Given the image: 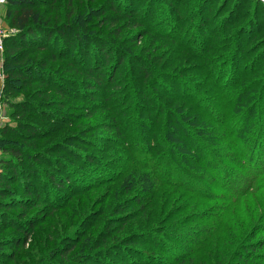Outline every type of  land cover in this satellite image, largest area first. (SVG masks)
Wrapping results in <instances>:
<instances>
[{
  "label": "rangeland",
  "instance_id": "1",
  "mask_svg": "<svg viewBox=\"0 0 264 264\" xmlns=\"http://www.w3.org/2000/svg\"><path fill=\"white\" fill-rule=\"evenodd\" d=\"M72 1L76 5L78 1L80 2V0ZM127 1L131 0H85L87 9L93 16L89 21H93V26L100 27L89 31L100 34V37L108 41L112 40L109 36L111 31H119L121 37L125 38L124 41H129L127 45L132 48L134 57L140 59V62L147 63L146 68L150 71V76L143 81L142 74H136L139 65L126 60L119 68H115L116 64H113L114 66H107L102 70L105 76L102 79L103 82L101 81L102 87L100 86V88L92 87L94 84L90 86L88 83H84L85 77L73 72H66L65 75L69 76L71 80L73 79L70 77L76 79L78 84L72 87L65 85L67 87L66 95L53 93V85L47 87L50 93L47 99L50 106L40 108L41 114L50 117L51 120L45 119L44 116L41 117V120H37L34 116L26 121L27 126H33L43 132L48 126L53 125V120L57 121V123L55 122L57 126H61L59 123L62 122L67 123V127H61L71 133L66 134L70 135L69 139L75 140L68 139L66 141L65 153L61 149L55 153V148L52 147L50 156L63 155L71 159L73 165L79 168V174H75L77 189L82 187L89 191H82V195L75 198L64 193L61 198L58 196L52 202L51 198H48V202L42 199L39 208L32 210L22 222L26 224L25 221L27 219L32 220L33 215H40L44 219L42 224L36 226L27 242L23 239L16 242L15 230H6L1 239L7 237L10 243L16 244L4 248L5 250L10 249L11 255L15 259V261L6 262V264H15V262L16 264H45L55 260L53 262L55 264H81L84 255L92 253L89 246L86 248L84 246L87 245L88 241L101 240L98 232L103 227L104 222L110 220L107 225H109L108 228H111L117 226L115 222L112 224L117 215L141 217V213L138 211L141 210L140 204L142 202L139 200H152L153 194H150L148 189L153 184L156 185L157 189H165L161 191H168L165 199H162L163 201L166 200L168 206L166 204L163 206L159 202L157 205L163 206L160 212L157 211L156 215H152V213L149 215L150 220L167 217L169 215L168 208L169 206L172 207L170 220L165 224H159L154 233L162 244L170 241L171 246H173L171 250L174 249L180 255L185 254V250L182 249L183 245L189 246L185 239L189 237L188 239H191L189 247L194 246L192 239L196 233L204 231L201 237L204 243H201L197 248L195 247L193 253H196L197 249H201V254L207 256L205 254L209 251L210 245L214 244L216 238L222 239L217 245L211 247V254L212 251L218 253L220 244L229 240L230 236L236 233L240 236L237 237V242L244 246V249L241 250L242 253L248 255L251 251L253 255L260 253L264 256V250L255 251L250 248L252 247L250 244L256 238H264V231L262 230L264 226V202L261 200L259 192L253 196L235 197L222 192L224 190H212V187L207 191L203 190V194L209 191L206 195H202L203 197L191 198L178 187H168L172 185L170 181L172 183L175 181L172 173L169 177V183L165 178L160 179L166 185L161 184L159 178L156 177L158 168L164 172L167 168L174 167L176 161H178L179 166L177 164L175 166L182 168L181 171L191 170L199 175L203 173V170L196 166L202 162L201 158L205 156L214 158L217 155L214 159L220 160L224 154L230 153L231 155L232 151L228 150L227 147L229 144H233L232 136H229L227 132L221 133L219 123H222L223 120L220 119V115L225 114L234 117L231 122L232 124L235 123L236 127L246 122L241 119V115L239 116L241 113H247L250 117L248 123L258 121L264 123V84L260 88L254 83L257 77L255 73L257 72L260 76L264 73V10H257L255 13V10L250 8L249 2H245L244 6H248L250 9H242L241 13L245 14L243 19L237 24L230 22L231 24L227 29L228 23L220 20L218 9L215 10V1H219L220 5L223 0H198L201 10H197L198 5L191 6L186 8L180 17L178 13L177 17L175 13L168 15L172 19L171 21H167L168 18L164 14H160L162 9L151 13V22L147 28L144 19L140 20L139 24L137 23L138 26L135 27V24L131 23L132 21L126 20L122 11L119 12L124 8L123 3ZM163 1L167 7L166 0ZM212 1H214L213 5ZM224 3L227 10L232 8L233 0H224ZM203 9L205 11L201 12ZM4 17L5 7L3 5L0 6V27L8 32L10 29L5 23ZM244 20L246 23L249 21V31L246 34L243 33L235 44L231 43L227 53L220 51L214 54L221 60H208L211 62L207 64L203 62V59H199L203 55L213 53H210L211 50H209L213 45L204 46L203 43L202 45L197 42V36L201 32L200 26L204 24L209 28L221 29L225 24L226 32H223V35L224 37H231V40L236 26L241 25ZM88 24L91 25L90 22ZM130 24L132 27H129ZM167 24H169L168 29L166 28ZM210 31L208 28L205 30L207 34H210ZM163 37L168 40H164ZM247 37L249 38L248 41L246 40ZM0 58L4 63V54ZM187 59L189 64H196L202 70L196 75L191 74L194 76L190 77L180 74L187 64ZM176 67L177 70H175ZM169 70L174 76L171 77L172 81H169L165 88L173 91V94L168 92L167 95L161 88L162 81L158 82L161 91L158 90L157 83L153 85V81L157 78L164 79L167 77L166 72ZM186 71L184 70V74L188 73ZM62 75L64 76V72H56L53 76L61 77ZM95 78L96 76L91 80H95ZM94 82L96 83V81ZM109 82L112 83L111 86L108 85ZM2 83L3 77L2 82H0V92ZM242 86H244V90L251 89L249 90V94L252 95L251 99L245 104L239 101ZM34 87L41 88L43 86L36 84ZM86 89H92V92L82 95L80 91ZM96 90L99 92L98 95L102 93V96L91 100L89 97ZM181 90L185 91L181 92ZM189 92L196 93L198 96L192 98L190 95L187 97ZM171 95L180 96L184 100L175 102L178 109L169 110L170 105L166 104V112H160L168 99L167 96ZM9 100L14 103L17 98L9 97ZM10 113L8 103L3 102L0 130L5 126L13 128L17 126L15 120L10 117ZM112 123L113 128L111 129ZM151 130H154L160 138H164V144L169 146L168 156L166 155V159L161 163L155 157L150 141V136L153 135ZM23 132L25 133V131ZM117 132L122 133V136L118 137ZM222 135L225 137L224 140H222ZM6 136L4 135L0 139ZM129 140L136 143L135 150L130 148ZM189 142L193 145L191 146ZM117 143L122 146H117ZM93 144L102 146L98 149L100 152H96L92 148ZM194 150H199L198 153L196 152L199 156H191V152ZM66 152H68L67 155ZM130 154H132L131 159ZM89 155L95 160L90 161ZM228 165L227 163L223 164L224 170L236 169V167ZM37 182V186L42 185L41 178ZM8 187L10 190L19 189L18 191H20L18 184ZM43 195L45 197L46 192ZM222 200L228 202L226 210L222 208V205H225ZM50 202L53 207L59 210L50 213L53 211V208L48 209ZM63 206L64 208L60 209ZM218 207L220 210L217 209ZM228 208L230 209L229 213H227ZM43 211L46 213L45 216L42 215ZM9 213L17 216L20 211ZM219 216H222L223 219L226 218L223 223L221 220H216ZM249 217L253 220L247 225ZM260 219L262 221L258 223ZM216 221H219V224L218 222L215 224ZM228 221L233 225L230 232L225 230ZM256 222L257 224H254ZM243 224L246 226L248 236L245 232L241 234L242 231L238 232L239 229L236 228V226L239 227ZM132 230H136V228L134 227ZM207 233L213 237L209 238ZM90 234L92 237L89 236ZM71 240L78 241H76L75 248L68 255H63L67 249L66 244L72 243ZM140 249L147 255L148 253L152 255V257L147 256L146 262L149 264L156 262H158L157 264H171V258L161 252H154L144 246ZM53 250L56 251L55 258L50 253ZM140 258L138 256L136 259L139 261ZM84 264L96 263L88 258Z\"/></svg>",
  "mask_w": 264,
  "mask_h": 264
},
{
  "label": "trees",
  "instance_id": "2",
  "mask_svg": "<svg viewBox=\"0 0 264 264\" xmlns=\"http://www.w3.org/2000/svg\"><path fill=\"white\" fill-rule=\"evenodd\" d=\"M166 2L168 3L167 7L163 0H131L124 2L123 6L125 9L123 8L119 12L122 11V13L125 14L126 20L132 21L131 23L135 24V27L138 26L140 20L144 19L145 25L149 28L151 22L150 14L157 12L159 9L163 10L160 14H164L165 17L168 18L167 21L172 20L168 15L175 13L177 17L178 13L180 17L181 14H183L182 12H185V9L191 6L194 7L198 5L197 10H201L198 0H166ZM215 2V10L218 9V15L221 17L220 20H224L228 23L227 29L231 24L230 22L237 24L245 16V14L241 13L242 9H248V6H244L245 2H249L250 8L253 11L255 10V13L257 10H264V5L254 0H233L231 5L232 8H228L227 10L225 9L226 4L224 0L220 5L219 1ZM213 4L214 1H212V5ZM4 7V20L12 32L5 40L4 44V63L2 65L3 83L0 92V100L2 104L3 102L8 103L11 110L10 117L15 120L17 126L15 127L16 129L5 126L0 130V138L7 135L0 139V150L2 153L0 156V264L15 261L14 256L11 255L10 249L5 250L4 248L16 244L13 242L10 243L7 237L1 239L6 230H15L16 242H19L20 239H23V241L26 240L27 242L36 226L43 223L44 219H42L40 215H33L31 217L32 220L27 219L25 221L27 222L26 224L22 223L24 222V218H27L32 210L39 208L42 199L48 202V198H51L52 202L53 199L58 198V196L61 198L64 193H68L72 198H75L82 195V191H89L86 190L87 188L82 187L77 189V177L75 174H79V168L73 165L71 159L63 155H56L55 157L50 156L52 147L55 148V153L58 149H61L65 153L64 146L66 141L70 138V135L66 134L71 133L65 131L66 129H63L61 126L67 127V123L62 122L59 123L61 126H57V121L53 120V125L48 126L43 132L35 129L33 126H27V120L34 116L37 120H41V117L44 116L41 114L40 107L50 106V102L47 100L50 96L47 87L53 85V93L66 95L67 87H65V85L72 87L78 84L76 79L70 77L73 79L71 80L69 76L65 75L66 72H73L76 75L84 76V83H88L90 86L94 84L92 87L100 88L103 82L102 79L105 76L102 70L107 66H114L113 64H116L115 68H119L126 60L130 63L139 65L136 74H142L143 81L150 76V71L146 68L147 63L140 62V59L134 57L132 48L127 45L129 41H124L125 38L121 37L119 31H111L109 36H111L112 40L110 41L104 40L100 37V34L90 33V29L100 27L93 26V21H89L93 16L87 9L85 0L78 1L77 5L74 4L72 0H6ZM204 11L203 9L201 12ZM244 21L241 22V25L239 24L236 26L231 40V37H224L223 35V32H226L225 24H223L221 29L217 27L209 28L204 24L202 26L199 25L201 32L197 36V42L203 43L204 46L213 45L211 49H209L211 50L210 53H213L203 55L199 59H203V62L207 64L211 62H208V60L215 61V59H220V57L214 55L216 52L222 51L223 53H227L230 49V44H235L243 33L246 34L249 31V21L243 23ZM88 22H90L91 25H89ZM129 27H132V24H130ZM166 28H169V24H167ZM207 28L211 30L210 34L205 32ZM165 37H167V35H165ZM165 37H163L164 40L168 38ZM248 39L247 37L246 40L248 41ZM124 57H126V59H124ZM186 63L183 70L180 72V74L184 76H194L202 70L199 69L196 64H189L188 59ZM133 69L136 70L134 67ZM177 69L176 67L175 70ZM163 70L166 69L163 68ZM184 70H187L186 72L188 73L184 74ZM56 72H64V76H53ZM166 73L168 75L167 77L164 79L157 78L153 81V85L157 83L156 86L158 90L161 91L159 83L162 81V90H164L167 95L169 94L168 92H172L173 94V91L167 90L165 86L169 81H172L171 77L174 75L170 70ZM255 74L257 77L254 83H256L257 87L261 88L264 84V73L261 74V76L257 72ZM95 76V80H91ZM94 81H96V83ZM36 84L43 87H34ZM108 85L111 86L112 83L109 82ZM249 90L251 89L244 90V86L241 88L239 101L243 102V104L251 99L252 95L249 94ZM184 91L181 90V92ZM80 92L83 95L84 93L92 92V89H86ZM189 93L187 97L190 95H192V98L198 96L196 93ZM98 94L99 92L96 90L89 98L91 100H93V98H100L102 93L100 95ZM9 97L17 98V100L13 103V101L9 100ZM167 98L160 112H166V104L170 105V109L168 108L169 110L173 108L174 110L178 109L175 102L177 103L180 100H184L182 97H175L174 95L167 96ZM171 116L173 115L171 114ZM239 116L246 122L236 127L235 123L232 124L231 122L234 117L232 118L225 114L220 115V119L223 120L222 123L220 122L221 124L219 123L221 133L225 134L227 132L229 136H232L233 144H229L227 147L228 150L232 151L231 155L230 153L224 154L220 160L214 159L217 155L214 156V158L207 156L201 158L200 160L202 162H200L199 166H196L203 170V173L199 175H196V173H193L191 170L185 172L181 171L182 168H178V161L175 162V165L177 164L178 166H171L164 172L158 168L156 170V177L157 179L159 178L161 184L166 185V183L160 180L164 178L169 183V177L172 173L173 180L175 181L173 183L170 181L172 185L167 186L172 188L178 187L191 198H195V196L201 198L202 195L204 196L209 193L208 191L203 194V190L207 191L213 187L212 190H224L222 192L235 197L253 196V194L256 195L259 192L261 200L264 202V123L261 121L248 123L247 121L250 120V117L247 113H241ZM44 117L47 120H51L50 117ZM111 126L112 129L113 123ZM23 131H25V133ZM151 131H153L151 132L153 135L150 136V141L153 145L155 157L161 163L168 156L169 146L164 144V138L157 136L154 130ZM117 136H122V133L117 132ZM224 139L225 137L222 135V140ZM69 140L74 141L75 139L71 138ZM128 143L130 144V148L135 150L136 143L132 140H129ZM189 143L191 146L193 145L191 142ZM118 144L119 143H117V146H122ZM92 148H94L96 152H100L98 149L102 148V146L99 147L93 144ZM197 151L194 150L191 152V156L195 157ZM67 154L68 152H66V155ZM131 158L132 154H130V159ZM88 159L90 161L95 160V158L90 155ZM226 163L236 167V169L224 170L223 164ZM40 178L42 179V185L37 186V181ZM15 184H18L20 191H18L19 189H9L8 186ZM161 190L165 189H157L154 184L149 186L148 191L150 194H153V197L152 200H139L142 202L140 204L141 210L138 211L141 213V217H137V215H117L112 221V224L114 222L117 224L115 230V227L108 228L109 225L107 224L110 220L107 221L108 223L104 222L103 227L98 232L100 233L101 240L97 239L95 240L96 242H87L84 248L89 246L92 253H89L90 255H84V259H81V264H84V261L88 260V258L93 260L96 264H149V262H146L149 253L147 255V253L142 251V249H140L142 246L148 247L154 252H161L167 255L171 258V264L264 263V256L260 253L253 255V253L249 251L248 255H245L241 252L244 246L242 243L237 242V237L240 236L236 233L230 236L229 240L220 244V249L217 250L218 253L212 251L211 254V247L215 244L217 245L222 239L216 238L214 244L210 245L209 251L205 254L207 256L201 254V249H197L198 251L193 253L195 252V247L197 248L201 243H204L201 238L204 231H202V233H196L192 239L194 246L189 247L191 240L188 239L189 237L185 239V241L189 243V246L183 245L182 249L185 250V254L183 255H180L179 252H175L174 249L171 250L173 246H171L170 241L162 244L161 240L154 233L159 227V224H165L170 220L172 207L169 206V215H167V217L157 218L158 220H150L151 217L149 215L151 213L152 215H156L155 213L157 211L160 212L164 204L168 206L166 200H162L165 199L167 196L166 192L168 191L164 192ZM45 192L46 195L44 197L43 194ZM155 199L156 202H154ZM51 202L49 203L48 209L53 208V211L50 213L59 210L53 207ZM159 202L160 204L162 203L161 205L163 206L157 205ZM222 202L225 204L222 205V208L226 210L228 202L226 200H222ZM63 208L64 206L60 207V209ZM217 209L220 210L219 207ZM229 210L228 208L227 213H229ZM11 211H20V213H18L17 216H13L9 213ZM42 215L45 216L46 213L43 211ZM225 219H223L222 216L216 218V220H221V223H223ZM152 220L154 221L152 222ZM251 220L253 219L249 217L247 225L248 222L252 223ZM261 221L262 219H260L258 223ZM217 222L219 224V221H216L215 224H217ZM245 224L239 227L236 226V228L239 229L238 232L242 231L241 234L245 232L248 236ZM254 224H257V222ZM134 227L136 230H132ZM232 227L233 225L228 221L225 230L230 232ZM218 230L220 231V228ZM262 230L264 231V226ZM207 234L209 238L213 237L210 233ZM89 236L92 237V234ZM139 239L141 240L139 241ZM76 241L77 240H71L72 243L68 242L66 244L67 249L64 251L63 255H68L70 251L75 248V244L78 242ZM250 246H252L250 248L255 251H263L264 238H256ZM55 252V250L50 252L54 258ZM138 256L141 257L139 261L136 259ZM149 256L152 257V255ZM53 262H46L45 264H55ZM157 263L158 262L155 264Z\"/></svg>",
  "mask_w": 264,
  "mask_h": 264
},
{
  "label": "built area",
  "instance_id": "3",
  "mask_svg": "<svg viewBox=\"0 0 264 264\" xmlns=\"http://www.w3.org/2000/svg\"><path fill=\"white\" fill-rule=\"evenodd\" d=\"M262 5H264V0H254ZM5 2L6 0H0V6H3L5 5ZM12 31L11 30H7L4 29L3 27H0V56L3 54L4 52V44H5V40L8 38V36L10 35ZM2 58H0V82H2V77H3V74H2ZM3 108V104L0 100V118H1V109Z\"/></svg>",
  "mask_w": 264,
  "mask_h": 264
}]
</instances>
